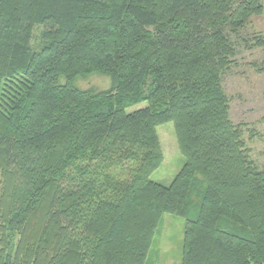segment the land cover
Wrapping results in <instances>:
<instances>
[{
    "label": "trees",
    "instance_id": "1",
    "mask_svg": "<svg viewBox=\"0 0 264 264\" xmlns=\"http://www.w3.org/2000/svg\"><path fill=\"white\" fill-rule=\"evenodd\" d=\"M263 1L0 0V264H150L167 214L182 264H264V168L223 84L239 42L264 49Z\"/></svg>",
    "mask_w": 264,
    "mask_h": 264
},
{
    "label": "rangeland",
    "instance_id": "2",
    "mask_svg": "<svg viewBox=\"0 0 264 264\" xmlns=\"http://www.w3.org/2000/svg\"><path fill=\"white\" fill-rule=\"evenodd\" d=\"M263 17L264 15L253 19V26L247 29L250 34L254 32L264 34ZM40 34L41 28L38 27L34 31L32 40L35 49L40 44ZM263 64V48L246 50L239 42L236 64L226 74L223 83L231 99V119L235 125H242L250 159L259 168H264V73H261L258 67ZM110 84L108 78L94 76L80 81L78 86L83 90L93 87L98 90H107ZM158 133L164 153V162L151 179L168 187L184 167L185 159L179 150L172 122L159 126ZM184 233V219L165 215L161 233L152 251L150 264H182Z\"/></svg>",
    "mask_w": 264,
    "mask_h": 264
},
{
    "label": "crops",
    "instance_id": "3",
    "mask_svg": "<svg viewBox=\"0 0 264 264\" xmlns=\"http://www.w3.org/2000/svg\"><path fill=\"white\" fill-rule=\"evenodd\" d=\"M264 18V17H263Z\"/></svg>",
    "mask_w": 264,
    "mask_h": 264
}]
</instances>
